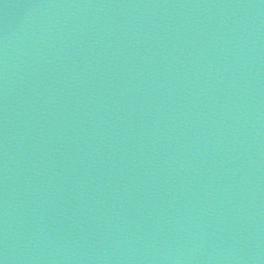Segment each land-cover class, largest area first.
Wrapping results in <instances>:
<instances>
[{"label": "water", "instance_id": "1", "mask_svg": "<svg viewBox=\"0 0 264 264\" xmlns=\"http://www.w3.org/2000/svg\"><path fill=\"white\" fill-rule=\"evenodd\" d=\"M0 264H264V0H0Z\"/></svg>", "mask_w": 264, "mask_h": 264}]
</instances>
